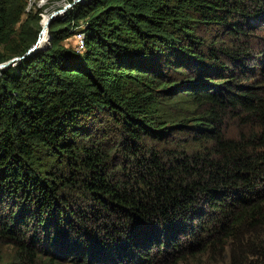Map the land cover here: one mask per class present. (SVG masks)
Here are the masks:
<instances>
[{
  "label": "trees",
  "instance_id": "trees-1",
  "mask_svg": "<svg viewBox=\"0 0 264 264\" xmlns=\"http://www.w3.org/2000/svg\"><path fill=\"white\" fill-rule=\"evenodd\" d=\"M27 4L0 0V264H264V0H78L26 53Z\"/></svg>",
  "mask_w": 264,
  "mask_h": 264
},
{
  "label": "rangeland",
  "instance_id": "rangeland-1",
  "mask_svg": "<svg viewBox=\"0 0 264 264\" xmlns=\"http://www.w3.org/2000/svg\"><path fill=\"white\" fill-rule=\"evenodd\" d=\"M62 1H68L70 3H74V2H77L78 0H75V1L74 0H47L44 6H38V3L40 2V0H37V3H35V5L33 6L31 10L28 9V5H27L26 9L24 10L22 14L21 19L12 24L13 31L15 32L12 33V36L7 42V45L8 46L13 45L16 42V40L19 38V36L23 35V36L28 37L31 40L30 45L28 46V49L32 47L38 39H40V41L38 42V45L35 46L32 49V51L38 49V47L42 44V40L44 39L46 32H47L46 28L44 29L45 27L44 24H45L46 19L49 17L50 13L54 14L53 12H56L58 9L60 10L63 9L62 7L64 6V4ZM39 9L43 10L44 16L47 18L42 17L39 15V13H37ZM57 15H54V17ZM253 22L258 23L257 28H256V33L258 34V36L264 37V22H262L261 20L256 21V19H254ZM83 24H84V20L82 18H77L75 20H72L70 28H69L70 35L66 37L62 41V43L64 45H68V46L79 49L82 46V42H83V32L81 30ZM263 45H264V42H263ZM15 56H19V55H13L12 57H9L8 59L4 61H7ZM19 58L13 61H10L8 64L16 66L17 63L19 62L17 61ZM4 61H0V63ZM162 100L163 101L159 104V107L162 110H164L167 115H169L168 116L169 120L176 121V120L182 119L183 116H187L186 108L190 107L191 100L188 94H186V92H179L172 97L167 96ZM173 136L175 138L180 139V144L181 142L184 141L183 139H185V135L183 132L175 133ZM199 144H200L199 142H194L192 140L191 141L189 140L187 145L189 146V148H193V147L199 146ZM178 264H186V263L178 262ZM217 264H220V263H217Z\"/></svg>",
  "mask_w": 264,
  "mask_h": 264
},
{
  "label": "bare ground",
  "instance_id": "bare-ground-1",
  "mask_svg": "<svg viewBox=\"0 0 264 264\" xmlns=\"http://www.w3.org/2000/svg\"><path fill=\"white\" fill-rule=\"evenodd\" d=\"M46 2H47V0H40V2L38 3V6H44V4ZM62 2L64 4V6L62 7L63 9L62 10L58 9L56 12H53L54 14H53L52 18L54 17V15H57V14L59 15L60 13L66 11L69 8L70 2H68V1H62ZM35 3H37V0H28V4H27L28 9L31 10L33 8V6L35 5ZM45 28H46V26L44 27V29Z\"/></svg>",
  "mask_w": 264,
  "mask_h": 264
},
{
  "label": "water",
  "instance_id": "water-1",
  "mask_svg": "<svg viewBox=\"0 0 264 264\" xmlns=\"http://www.w3.org/2000/svg\"><path fill=\"white\" fill-rule=\"evenodd\" d=\"M52 16H53V14H50L49 17L46 19V22H45V24H44V26H46V30L48 29V26H49V23H50V21H51V19H52ZM39 41H40V39H38V40L36 41V43L26 51V53H27L28 51L32 50L35 46H37ZM21 56H22V55H20V56H15V57H13V58L7 60V61H4V62L0 63V67H2V66H4V65L8 64L10 61H13V60H15V59H17V58H19V57H21Z\"/></svg>",
  "mask_w": 264,
  "mask_h": 264
}]
</instances>
